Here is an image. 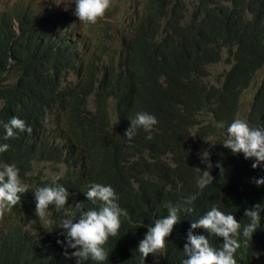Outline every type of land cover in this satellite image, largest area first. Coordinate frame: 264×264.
<instances>
[{"label": "clouds", "instance_id": "clouds-1", "mask_svg": "<svg viewBox=\"0 0 264 264\" xmlns=\"http://www.w3.org/2000/svg\"><path fill=\"white\" fill-rule=\"evenodd\" d=\"M190 1L189 5H196L195 9L202 13L213 9L219 15L221 30L213 38L216 45L229 41L237 32L243 33L245 39L239 45L252 38L248 24L242 30L226 31L227 17L233 10L230 2L226 6L219 0ZM109 2L71 0L75 5L72 16L85 23H95L97 18L110 15ZM240 5L250 14L257 11L264 16V0H240ZM143 10V3L141 7L133 5L128 8L122 14L121 26L125 27L126 20ZM62 16L67 20L64 14ZM44 26L43 32L48 29V25ZM10 35L14 36L15 32ZM196 46L200 45L191 39L190 47L195 49ZM206 49L200 46L197 50L203 52ZM22 65L19 63L14 67L22 70ZM59 94V90L56 93L50 91L43 95V102L53 108H66L71 115L77 116L82 100L69 95L61 102ZM36 103V98L15 100L13 104L18 107V112H6L2 116L4 123L0 124V264H62V261L68 262L69 256L76 258V264L89 260L104 264L115 250L114 241L119 237L124 213L118 194L109 182L119 168L126 166L123 163L129 161L132 152L148 149L157 119L148 112H137L130 119L124 136L131 138L138 128L146 133L141 145L134 148L124 142L116 123L99 126L102 123H95L100 120L97 117L90 118L87 123L47 124L50 118L42 115L41 105ZM93 105H100L97 97ZM95 125L97 134L113 139L112 149L89 147L88 143L77 141L67 145L66 155L59 164L49 158L39 161L35 153L28 151L20 166L4 160L7 150L17 140L30 150L54 149L65 143L77 127ZM195 126L200 128L202 123H195ZM215 127L223 130L220 142L232 155L263 171V175L254 178L253 182L257 186L264 185V125L236 117L226 125L223 120L216 121ZM113 133L117 134L115 138H112ZM206 141L210 145L217 143L213 138ZM192 146L198 147L196 139ZM198 155L205 166L203 170L197 167L200 173L195 181L198 189H204L218 177L229 188L240 186L239 171L228 155L215 151L211 154L208 149L200 150ZM172 158L173 154L169 153L167 159L170 161ZM94 165H98L100 172L93 170ZM227 165L234 169L233 174H228ZM20 167L28 169L32 181L22 176ZM40 180L42 183L36 184ZM169 188L166 186L165 191ZM79 199H87L90 206L85 208L81 202L75 203ZM194 199L192 195L185 199L177 198L166 203V210L152 220L139 218L135 221L140 232L136 252L142 264H240L237 259L239 249L248 257H259V253L264 256V240L260 242L257 235L264 230L261 224L264 204L256 202L245 208V217L242 218L228 206L195 204L192 202ZM74 203L79 210L78 216L73 218L74 213L66 212L56 224L55 228L61 229V239L36 243L37 253L26 256L28 243L40 237L37 226L49 223L50 215L74 206ZM19 212H31L35 217L21 221L17 218ZM69 249L74 251L68 252Z\"/></svg>", "mask_w": 264, "mask_h": 264}, {"label": "trees", "instance_id": "trees-1", "mask_svg": "<svg viewBox=\"0 0 264 264\" xmlns=\"http://www.w3.org/2000/svg\"><path fill=\"white\" fill-rule=\"evenodd\" d=\"M219 1L229 6V0ZM151 4L164 12L163 0H152ZM47 20L46 16V22ZM260 20L264 21V19ZM205 22L206 30L215 38L221 26L219 15L213 9H209L205 13ZM256 23L255 18L247 17L245 7L237 6L232 10L226 31L242 30L245 24ZM151 27H155V24ZM29 28L33 32L32 27ZM187 32L194 34L192 31ZM56 34L57 31L48 30L43 36L23 35L17 46L18 50L13 51V56L17 51L23 50L25 55L37 59L23 61L22 55L20 61H16L15 64L22 63V70H24L29 67L30 62L33 64L47 60L54 69H48L37 75L21 73L18 79L21 83L58 89L62 74L67 70L72 71L76 81L75 92L93 93L99 99L104 115L109 119L113 118L119 126L124 142L134 148L141 145L146 133L138 128L131 138L124 136L125 130L130 126V119L137 112L151 113L157 119V124L152 130V138L149 139L148 149L132 152L129 163L119 168L109 182L118 194V201L124 213L119 237L114 241L115 250L111 259L106 260L104 264H142L136 252V242L140 232L135 221L139 218L152 220L166 210V203L177 198L185 199L192 195L195 196L192 201L195 204H222L231 208L242 218L245 217V208L256 202L264 204V185L257 186L253 182L254 178L263 175V171L260 168H252L250 164L232 155L220 142L223 139V130L215 127L216 121L223 120L226 125L235 117L242 95L255 77L258 88L249 108L251 114L249 120L264 125V25L257 31L250 47L242 52L237 48L234 52L235 62L231 68L216 73L215 77L212 73H200L210 63L221 57L216 43L213 42L203 52L191 54L190 41L186 32L176 27H173L166 36L164 59L147 56L132 72L125 69L117 75H114V71L109 68L102 73L95 70L100 61L99 53L97 49L83 41L80 34L73 36L72 32L69 34L65 32L60 37L63 39L60 42ZM120 43L126 45V39L121 38ZM199 47L196 46L197 49ZM76 50L79 51L73 56L72 53ZM232 50L231 48V52ZM26 51L29 54H26ZM7 57L8 53H0V72L6 64ZM76 58H82L80 65L76 62ZM117 64L121 65L122 59L117 61ZM180 72L182 74H179V80L175 84L171 85L167 81L160 82L161 79L173 78ZM156 82L159 84L155 85ZM6 91L3 90L4 94H7ZM111 96L115 97L114 101L111 100ZM5 100L11 99L5 96ZM179 101L191 103L199 109L202 115L201 120H198V125L202 123L200 128L195 126L194 118L192 119L189 112L179 105ZM95 123H102L99 126H107L106 122ZM96 127V125L89 128L77 127L69 134L65 143L54 149L30 150L17 140L7 150L4 160L13 161L20 166L28 151L35 153L39 161L49 158L59 164L66 155L67 145L77 141L88 143L89 147L112 149L113 139L104 134H97ZM116 136L117 134H112V138ZM209 138L215 139L217 143L210 145V142L206 141ZM195 139L198 147L192 146ZM204 149H208L211 154L215 151L218 154L228 155L227 157L235 163L239 171L241 179L239 187L229 188L218 177L204 189L197 188L195 181L200 174L197 167L202 170L205 167L198 153ZM169 153L173 154L170 161L167 159ZM172 165H174L173 168ZM227 169L228 174L234 173L232 167L227 165ZM93 170L100 172L98 165H94ZM20 172L25 179L32 181L28 169L20 167ZM41 183L42 180L36 182V184ZM166 186H170L167 191H165ZM77 202L84 204L85 208L90 206L87 199H79L75 203ZM75 203L74 206L50 215L49 223L37 226L40 237H35V242L28 243L25 250L26 256L37 253V244L61 239V229L55 228L56 224L66 212L74 213L73 218L78 216L79 210L75 208ZM33 217L35 216L31 212L17 214V218L21 221H28ZM261 224L264 227V212H262ZM257 235L260 242H263L264 230ZM105 248L108 251L107 244ZM71 251L74 250L69 249L68 252ZM237 259L240 264H264V256L261 253L259 257H248L242 249L237 252ZM62 264H76V258L69 256L68 262L62 261ZM81 264H96V262L81 261Z\"/></svg>", "mask_w": 264, "mask_h": 264}, {"label": "rangeland", "instance_id": "rangeland-1", "mask_svg": "<svg viewBox=\"0 0 264 264\" xmlns=\"http://www.w3.org/2000/svg\"><path fill=\"white\" fill-rule=\"evenodd\" d=\"M13 1L14 0H0V17L5 15L6 12L9 11V9L11 8L10 5H12ZM25 1L30 5V7H33L35 15H39V16L46 15L50 17V20H52L53 15L55 16V14L66 12L69 9V7H71L72 5L71 0H25ZM142 1L143 0H114L112 4V8H111V16L109 19L113 23V27L110 29V31L112 33H115L119 29H123L124 26H121L122 14L125 13L127 9L132 7L133 5H138L141 7ZM5 5H8V6H5ZM45 11H47L48 13L43 14V12ZM51 28L52 26L48 24V29L45 30L44 33L46 34L47 31ZM78 33L79 32H77L75 29L72 30V35H75ZM81 33L84 35V39L90 45H92L93 43H97L99 41L96 31L93 28H90V27L86 28V30ZM109 45L116 46V43L114 40L110 39ZM111 57H113L115 61L116 58L118 57V54L112 51V55H108V57L105 56L104 61L99 63L98 67H96L95 70L98 73H102L107 67H113V68L118 69L120 66L117 64H114ZM223 67L224 65H219L217 69L221 70ZM253 93H254V86H251L246 91V94L243 99L242 108L240 111L241 114H244L245 116H248V117H250L248 106H249L251 96L253 95Z\"/></svg>", "mask_w": 264, "mask_h": 264}, {"label": "bare ground", "instance_id": "bare-ground-1", "mask_svg": "<svg viewBox=\"0 0 264 264\" xmlns=\"http://www.w3.org/2000/svg\"><path fill=\"white\" fill-rule=\"evenodd\" d=\"M5 6H8V5H5ZM11 6V5H10ZM4 7V6H3ZM34 10V9H33ZM116 11V10H115ZM8 12V11H7ZM48 13L47 11L43 12V14H46ZM48 17V16H47ZM62 14L61 15H53L52 17V20H50V17H48V20L47 22H49V25L53 26L51 29H49V31H52V30H55V32L57 31V38H58V41L60 42L61 39L60 37L64 35V33L66 32L67 33V30L71 29V28H74L77 32L81 33L83 31L86 30V28H89L90 26H92V23H88L87 24V27L84 28V29H80L76 26H74L71 22H66V24H63L64 23V20H62ZM199 17L201 18H204L205 19V13H202L199 11ZM142 20H143V16L141 15L135 22V24L133 25V32H132V35L128 36L130 37L129 39L127 38L126 39V43L131 45L130 47V54L127 56L128 58V62L127 64L119 67L118 69L117 68H113V67H107L111 70L114 71V75H117L119 74V72L121 70H125L127 69L128 70V67H132V68H136L137 65L143 60V51L144 50H141L140 49V45L141 44H146V41L147 39L150 37V36H153L154 34V30L158 29L159 28V24H155V27H151L150 28V33H148V35L146 36V33L144 32V27H143V24H142ZM191 27V29H190ZM50 28V27H49ZM63 28V30L60 31V29ZM184 30H187V31H192L193 33H195V31L197 30V27L195 26H192L191 23H189L186 28L183 27ZM189 29V30H188ZM72 32V31H71ZM48 39V38H47ZM60 39V40H59ZM48 42V41H47ZM35 44V43H34ZM31 45V44H30ZM36 45V44H35ZM51 45H54L53 43H51ZM71 45V44H70ZM55 46V45H54ZM28 47V46H27ZM37 48V47H36ZM199 49V48H198ZM197 50V48H195L194 50H192V52H195ZM30 51V50H29ZM79 50H76L75 52L72 53L73 56H75L77 53H78ZM25 52V51H24ZM27 53L26 54H29L28 51H26ZM31 52V51H30ZM36 54H37V51H36ZM31 55V54H30ZM33 56V55H31ZM62 56V55H61ZM59 58V55L57 56ZM23 61H30L31 58L33 57H30L29 55H25L23 54ZM32 60V59H31ZM81 63H78V65H80ZM101 68V67H100ZM106 68V69H107ZM25 74V73H24ZM27 76V75H26ZM6 78H8V76H6ZM19 79V76L15 75L13 78L10 79V82H17ZM21 90L22 88L19 86V85H15V86H11V88L9 90L6 91L7 93V97L9 99H21L23 97V95L21 94ZM4 94V92H3ZM112 101L115 100V97H113L111 99ZM194 120L196 118V116L193 117ZM109 123V122H108ZM15 152V151H14ZM129 163V161L127 160L125 162V165H127ZM63 168V167H62ZM173 168V166H172ZM178 168V167H177ZM174 170V169H173ZM177 175V174H176ZM174 176V175H173ZM171 177V176H170ZM176 177V176H174ZM173 178V177H171ZM52 251H54L55 253H59V251H56L52 248Z\"/></svg>", "mask_w": 264, "mask_h": 264}]
</instances>
